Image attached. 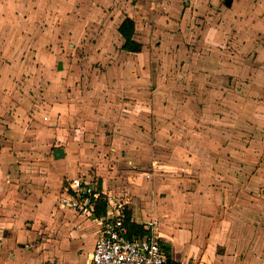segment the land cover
Instances as JSON below:
<instances>
[{
	"label": "rangeland",
	"instance_id": "374dc122",
	"mask_svg": "<svg viewBox=\"0 0 264 264\" xmlns=\"http://www.w3.org/2000/svg\"><path fill=\"white\" fill-rule=\"evenodd\" d=\"M226 1L0 0V209L17 207L0 211V223L8 238L17 223L29 230L19 249L3 246L2 264L56 246L71 220L61 188L76 175L126 182L153 163L160 176L163 164L197 160L202 180L225 175L231 194L259 192L249 180L264 163V62L251 77L244 65L264 46L250 40L257 13L246 7L264 0ZM126 17L138 25L139 54L122 50ZM121 187L109 193L124 201ZM32 190L45 200L37 222L18 218Z\"/></svg>",
	"mask_w": 264,
	"mask_h": 264
},
{
	"label": "crops",
	"instance_id": "0c3cea01",
	"mask_svg": "<svg viewBox=\"0 0 264 264\" xmlns=\"http://www.w3.org/2000/svg\"><path fill=\"white\" fill-rule=\"evenodd\" d=\"M253 7L257 13L256 33L250 40L264 44V3L248 4L246 10ZM137 31L138 25H136L135 39ZM246 33L248 38L251 37L249 31ZM118 35L120 36L119 32ZM253 59L254 66H246L251 62H246L244 65L245 74L248 77H251L253 71L257 72L264 62V46L261 45ZM244 68L239 71L241 76L244 74ZM167 101L169 102L170 99L167 98ZM181 154L186 155V152ZM196 161L186 164L187 169L174 162L166 165L162 163L163 165L160 164L158 169H161L160 176L156 173L159 165L153 163V173L144 171L138 177L136 176L138 173L134 172V175L126 178V182H120V179L119 182H109L107 178L102 177V180H99L101 184L99 186L108 192L113 190L120 192L121 185L126 186L128 195L123 199L127 203L131 221L139 225L149 220L158 222L155 234L158 235L168 260L177 264H264V163L259 161L254 177L249 180V183L253 184L255 190L259 192L244 194L240 191L239 195H233L226 189L230 187V184L225 181L228 179L225 175L222 180H218V183L217 180L211 182L210 174H207L203 180L198 176L199 174L195 175L193 167ZM176 166L184 167L185 174H166L168 169L174 172ZM249 167L251 165L245 164L241 169ZM68 171L74 176V170L69 168ZM230 181H232L231 178ZM221 188L224 189L221 191ZM33 190L36 194L39 192L36 189ZM33 190L30 191V193L33 192L31 195L23 199L17 210L22 211L18 218H30L37 222L46 215L43 208L45 200L39 201ZM5 206L4 210L0 209L1 212L11 213L17 208L12 204H5ZM58 207L62 211L67 210L68 217L71 215L70 222L64 223V233L60 241L56 243V246H44V248L47 247V251H42L43 246H37L32 250L36 253L35 260L25 264H41L43 262L41 260L48 257L55 258L50 259V262L55 264H87L89 262L94 247L96 226L59 204ZM49 215L52 217L51 213ZM4 219L0 217V221ZM85 222L90 226H87V223L85 225ZM50 224H55V217L51 218ZM43 228L40 234L48 231L45 230L47 226ZM0 231L3 233V240L0 243V263L2 264L3 246L13 240L17 247L16 239L29 237V230L19 229L17 223L15 229L11 230L14 237L8 238L5 237V229L0 223ZM32 232L35 234L34 231ZM47 235L51 238L48 240L50 244L53 237ZM32 238L35 239V235ZM5 255L4 260L7 258V254Z\"/></svg>",
	"mask_w": 264,
	"mask_h": 264
},
{
	"label": "built area",
	"instance_id": "2783aa9c",
	"mask_svg": "<svg viewBox=\"0 0 264 264\" xmlns=\"http://www.w3.org/2000/svg\"><path fill=\"white\" fill-rule=\"evenodd\" d=\"M58 204L96 226L93 252L87 264H168L155 234L158 222H142L145 235H133L127 225V203L100 188L97 179L87 175L68 178L61 188ZM2 240L0 231V243Z\"/></svg>",
	"mask_w": 264,
	"mask_h": 264
},
{
	"label": "trees",
	"instance_id": "16d2710c",
	"mask_svg": "<svg viewBox=\"0 0 264 264\" xmlns=\"http://www.w3.org/2000/svg\"><path fill=\"white\" fill-rule=\"evenodd\" d=\"M136 23L134 19L126 17L118 28V32L123 39L122 50L127 53H140L143 49L142 43L135 39ZM100 187V186H99ZM101 188V187H100ZM127 225L133 235L143 236L145 231L143 227L131 221L130 215L127 214ZM168 264H177L172 260H168Z\"/></svg>",
	"mask_w": 264,
	"mask_h": 264
},
{
	"label": "water",
	"instance_id": "95a60500",
	"mask_svg": "<svg viewBox=\"0 0 264 264\" xmlns=\"http://www.w3.org/2000/svg\"><path fill=\"white\" fill-rule=\"evenodd\" d=\"M226 4H227V6H230V4H231V0H227V1H226ZM59 153H60V155H61V157H62V154H63L62 150H60Z\"/></svg>",
	"mask_w": 264,
	"mask_h": 264
}]
</instances>
